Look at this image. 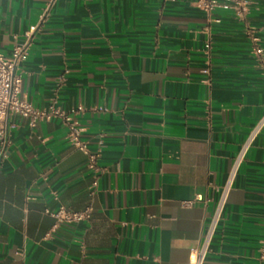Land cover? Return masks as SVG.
<instances>
[{
	"label": "crops",
	"instance_id": "1",
	"mask_svg": "<svg viewBox=\"0 0 264 264\" xmlns=\"http://www.w3.org/2000/svg\"><path fill=\"white\" fill-rule=\"evenodd\" d=\"M51 1L0 0V53L36 27L22 96L84 126L104 172L92 193L87 158L62 119L32 127L11 116L0 264H190L233 158L264 114V0L244 22L226 0L212 15L219 22L199 0H54L41 21ZM88 206L80 223L57 226L52 216ZM263 242L264 130L206 264H264Z\"/></svg>",
	"mask_w": 264,
	"mask_h": 264
},
{
	"label": "built area",
	"instance_id": "2",
	"mask_svg": "<svg viewBox=\"0 0 264 264\" xmlns=\"http://www.w3.org/2000/svg\"><path fill=\"white\" fill-rule=\"evenodd\" d=\"M228 6L235 12V16L246 21L249 13L250 5L254 0H226ZM54 0H52L45 8L41 21L48 16ZM221 6L220 0H199V7L203 9L214 22H219L218 19L212 18L215 10ZM36 27L31 28L26 34V41L23 44H16L10 55L0 53V168L5 159L8 157L10 147L9 131L11 127L10 117L19 116L27 119L29 125L34 127L39 121L52 119H62L67 127L66 139L68 143L75 149L81 151L87 158V168L93 174V182L91 192L94 193L98 188V181L103 174L104 169L100 166V151H93L89 140L84 137L86 128L79 122L74 120L69 114L63 110L51 106L48 109L35 108L30 102L22 96V69L21 64L26 58L28 47L31 43L32 34ZM249 32L254 33L255 29L249 27ZM253 42H257L258 38L253 35ZM258 53H261L258 50ZM82 107H78L75 113H81ZM264 130V114L253 126L248 133L246 139L241 144L238 152L233 158L232 164L228 171L225 184L220 189V195L215 202L213 211L210 214L207 225L202 234V239L199 246L194 249L189 257L190 264H206L207 256L210 252V247L213 238L219 227L220 221L225 210V206L229 200L233 185L240 172L241 166L247 158V155ZM93 214L92 206L86 207L81 211H73L65 207H60L59 210L52 214L56 219L57 226L59 224H76L90 220ZM260 259L264 261V242L260 248Z\"/></svg>",
	"mask_w": 264,
	"mask_h": 264
}]
</instances>
